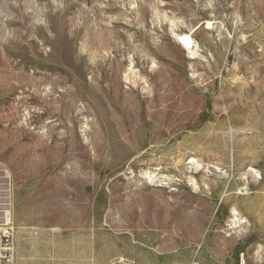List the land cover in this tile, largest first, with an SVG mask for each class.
I'll return each mask as SVG.
<instances>
[{
    "label": "rangeland",
    "instance_id": "1",
    "mask_svg": "<svg viewBox=\"0 0 264 264\" xmlns=\"http://www.w3.org/2000/svg\"><path fill=\"white\" fill-rule=\"evenodd\" d=\"M0 168L17 264H264V0H0Z\"/></svg>",
    "mask_w": 264,
    "mask_h": 264
},
{
    "label": "built area",
    "instance_id": "2",
    "mask_svg": "<svg viewBox=\"0 0 264 264\" xmlns=\"http://www.w3.org/2000/svg\"><path fill=\"white\" fill-rule=\"evenodd\" d=\"M5 171L0 168V264H17L16 225L10 206Z\"/></svg>",
    "mask_w": 264,
    "mask_h": 264
},
{
    "label": "bare ground",
    "instance_id": "3",
    "mask_svg": "<svg viewBox=\"0 0 264 264\" xmlns=\"http://www.w3.org/2000/svg\"><path fill=\"white\" fill-rule=\"evenodd\" d=\"M189 53H193V49H192V47L189 49ZM163 125H165V126H167V121H166V119H164L162 122H161ZM198 167V166H197ZM255 174H257V175H259V172H255ZM251 177V176H250ZM249 181V180H248ZM258 182V180H257V178L256 177H251V185H250V183L249 182H247V189L248 190H250L251 189V191H252V189H255L256 191H258V187H256V186H254V183H257ZM238 192H240V193H243L242 191H238ZM245 193V192H244ZM247 193V192H246ZM240 212H239V210H238V208L234 205V206H231V208H230V214H231V220H230V226L232 227V226H234V225H236V224H240V223H242L243 221H242V216H240V214H239ZM244 220V219H243ZM232 224V225H231Z\"/></svg>",
    "mask_w": 264,
    "mask_h": 264
}]
</instances>
